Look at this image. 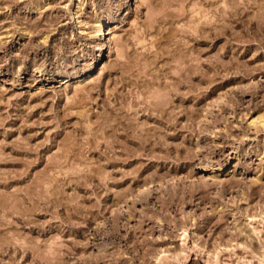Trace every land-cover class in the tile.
I'll list each match as a JSON object with an SVG mask.
<instances>
[{"label":"rangeland","instance_id":"1","mask_svg":"<svg viewBox=\"0 0 264 264\" xmlns=\"http://www.w3.org/2000/svg\"><path fill=\"white\" fill-rule=\"evenodd\" d=\"M77 2L0 0V264L258 252L264 0Z\"/></svg>","mask_w":264,"mask_h":264},{"label":"bare ground","instance_id":"2","mask_svg":"<svg viewBox=\"0 0 264 264\" xmlns=\"http://www.w3.org/2000/svg\"><path fill=\"white\" fill-rule=\"evenodd\" d=\"M127 1H131V0H127ZM82 5H83V0H78L77 4H75L74 9L72 10V15L74 17H79V15L81 14L82 7H83ZM108 20L109 19L107 17L99 18L97 20V26H96V30L94 33V37H96L98 39L106 38V34H107V28L106 27L108 24ZM261 118L262 117H258L257 120H260ZM251 229H252V232L257 235L258 252L254 251L251 248V246H253V245H251L250 241L239 243L240 246H242L246 252H245V255L240 256L239 258L237 257L238 258V262H237L238 264H264V240L260 238L259 233H258L259 230H257L255 227H251ZM182 239L186 242V236ZM253 240H254V238H253ZM251 242H252V240H251ZM195 245L197 247L196 242H195ZM186 251H187L186 246H183L179 251H176V252L174 251V253L171 256L169 255V256H164L162 258H159L158 264H166L167 261H169L173 258H179V257H181V255L186 254ZM215 251H216V253L213 252V254H211L210 256L212 258H215L214 261H215V263L217 262V264H218V263H220L219 252H217V250H215ZM234 264H236V263H234Z\"/></svg>","mask_w":264,"mask_h":264}]
</instances>
